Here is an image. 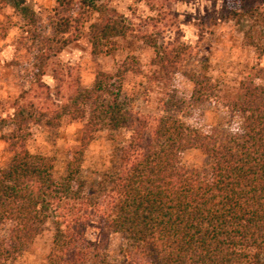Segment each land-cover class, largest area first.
Instances as JSON below:
<instances>
[{
  "label": "trees",
  "instance_id": "1",
  "mask_svg": "<svg viewBox=\"0 0 264 264\" xmlns=\"http://www.w3.org/2000/svg\"><path fill=\"white\" fill-rule=\"evenodd\" d=\"M134 1L156 13L137 29L109 7L111 0H55L61 17L53 36L34 35L45 47L40 75L69 44L64 36L82 35L92 20L84 33L92 55L111 53L107 46L132 36L153 51L152 81L165 84L198 55L195 46L164 40L159 26L172 15L168 8L208 2L217 7L200 18L202 25L232 23L257 62L222 97L232 130L188 126L173 114L171 97L160 100L159 115L134 116L121 102L119 74H98L87 89L77 82L51 107L17 101L12 114L0 116V132L13 125L11 141L24 139L31 125H58L64 117L83 127L78 144L65 151L62 175L54 158L31 153L24 142L0 168V264H17L46 226L52 231L46 264H264V0ZM21 12L36 23L28 9ZM188 83L198 100L215 91L207 70L191 72ZM122 130L130 134L113 148L110 167L98 178L85 176V152L96 134ZM191 150L205 158L201 168L183 166ZM111 236L122 240L115 262Z\"/></svg>",
  "mask_w": 264,
  "mask_h": 264
},
{
  "label": "rangeland",
  "instance_id": "2",
  "mask_svg": "<svg viewBox=\"0 0 264 264\" xmlns=\"http://www.w3.org/2000/svg\"><path fill=\"white\" fill-rule=\"evenodd\" d=\"M109 7L118 14H125L134 22L135 29L156 17L155 12L134 0H111ZM216 7L200 2L190 6L174 4L168 8L172 15L159 26L164 40L171 38L195 46L198 55L184 61L182 69L163 84L152 81L155 71L151 66L153 51L132 36L120 40L116 47L107 46L111 53L92 55L84 34L92 20L83 25L82 35L71 30L64 36L69 44L43 67L44 74L40 75L37 58L45 52V47L34 35L41 38L53 36L61 17L55 0H0V116L5 118L12 114V106L17 101L46 107L63 103L69 86L78 82L82 88H90L98 74L107 73L123 76L121 102L134 116L159 115L160 100L171 97L175 102L173 114L188 126L207 130L220 124L232 130V111L222 97L225 91L246 79L257 62L253 52L242 45L232 23L210 29L202 25L200 18L211 14ZM21 9L32 12L36 23L29 21ZM151 31L152 28L148 27L147 33ZM203 70H207V78L215 91L198 100L188 79L191 72ZM82 127V122L64 117L58 125H31L28 133L22 134L24 139L18 136L11 141L13 125L6 123L0 132V168L9 164L13 152L24 142L31 153L54 158L57 174L62 175L65 151L78 144ZM129 134L125 130L112 134L108 131L97 133L85 152L84 175L98 178L103 174L110 167L113 148L126 141ZM205 162L196 150L182 155V164L189 169L201 168ZM121 245L119 236L110 237L112 262L120 258ZM51 247L52 231L46 226L17 264H46Z\"/></svg>",
  "mask_w": 264,
  "mask_h": 264
}]
</instances>
